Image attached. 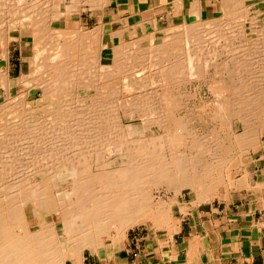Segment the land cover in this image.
<instances>
[{"label":"bare ground","instance_id":"6f19581e","mask_svg":"<svg viewBox=\"0 0 264 264\" xmlns=\"http://www.w3.org/2000/svg\"><path fill=\"white\" fill-rule=\"evenodd\" d=\"M85 2L89 4H97L98 2L104 8L108 0H86ZM224 2L225 7H227L226 12L230 16L228 19L231 18L234 22L236 20L235 16H237V19L242 18L240 21L245 20L248 15V8L243 5L242 0H225ZM56 3L60 8L55 7L54 10L52 8ZM75 5H77L76 0H61V2L60 0H0V47L2 50H5L7 42L14 31H18L19 37L22 35L20 29L25 20L30 22L34 32L39 33L37 38L35 37L32 41L43 40L47 48L46 56L41 58V61H37L36 66L38 68L40 63L45 62L46 64L47 76L45 79L43 78L45 81L42 82L40 88H43L44 95L42 98L44 99L45 96V99H49V102L46 103L47 108H49L47 114L52 119L49 120L45 116L47 121H42L40 124H38V121L37 123H28V125L24 124L26 130L29 128L30 131V128H32V132L37 135H44L47 130H52L51 135L63 136L64 138L66 136L71 140L66 141L62 137L65 140L61 147L64 154L57 160L49 156L40 157L41 159L35 156L33 159L32 156L28 155L31 157L30 159L26 155V157L16 156L18 154L9 155L8 152H6L8 155L6 154L7 156L2 161L0 160V264H64L65 258L68 257L66 255L68 250H72L74 258L76 257L80 261L82 249H100L103 238H107L106 236H108L109 230L113 226L117 227L115 238L123 237L125 229L142 222L146 223L153 231L154 227L167 224L168 210L151 201L152 186L165 185L176 187L177 190L179 187H188L195 196L194 204L199 200L203 201L209 198V196L212 199L211 195L216 197L218 194L216 193L217 186L221 184L228 187L231 184L230 171L227 168L229 159L248 149L261 148V139L264 137V25L262 31H260L261 29H255L256 24H254V29H252L256 32L255 39L257 40L253 39L254 42L251 41L252 43L246 46L251 52L247 53H250L249 55H252L253 59L246 58L247 61L248 59L251 61H248V63L243 60L244 63L242 62L243 58L236 59L235 57L236 62L232 69L239 72L237 79L233 80L234 84L232 86L226 80L220 83L222 86L232 87L230 89L233 90L231 92L234 97L231 99L225 98L228 97L226 95L219 99L221 103L216 106L212 116V119L217 122L216 127L211 131V138L209 136L205 141L199 140V133L188 128L189 122L187 123L184 119L180 121L181 118L179 119L173 114L174 106L172 103L174 99L170 95L171 87L176 82L171 83L172 81H170L171 76H173L172 71L170 73V70H173L170 66L166 67V71L163 70L161 74H157L156 79L153 81L149 80L150 84L148 82L144 85H140L138 82L134 84V87L139 86V88L142 85L143 87L154 85V83L157 85L154 91L143 93L141 99L139 97L135 98L133 100L135 104L130 105L129 101L130 104L126 107L114 106L108 116L102 115V120L98 118L101 117V114L98 115L96 127H92L93 130H96L95 135L93 134L90 137L92 131L88 129L89 126L86 129L84 126L80 127L82 124L77 123V120L85 114L80 111L71 112L72 114H70L71 108H69V104V106L67 105L68 101L65 97L73 96L75 88L86 85L87 87L96 88L97 93L92 94V96L97 95L100 98V95L103 96L105 93L103 89L111 85H117V82L112 81L117 78L121 79L120 75L114 73L122 68L120 67L121 64L118 65L119 62L133 63L138 58L131 56L116 57L117 60L101 63L100 60L93 59L91 55L92 52L98 54L102 48L97 43L99 41L97 35L100 30L85 33L78 31L79 27L77 29H74L75 27L73 29L50 27L52 20L59 19L61 16L65 17L67 13L74 12ZM261 7H264V0ZM44 8L49 10L50 18L41 21L39 20V14ZM262 9V11L258 9L256 13H264V8ZM46 10L44 9V12ZM44 12L41 16L47 14ZM228 14L226 13L224 16L228 17ZM254 17L249 21L257 23ZM220 18L222 19V16ZM221 19L218 18L217 20ZM191 23H189V27H176L175 31L169 35H162L163 33L158 35L155 42L147 46V50L140 49L139 52L148 53L147 60H156L155 62H160V64L162 60L169 61L171 59H174V62H181V70L187 71L182 75L186 77L185 79L190 75H199L200 73L196 71L200 67L195 65V58L192 59L193 57H190V55L202 51L210 43V45H214L216 42L213 41L214 37L219 36L220 38V32L229 29V27L221 31L220 29L223 27L219 24L220 22L213 21L206 24V28L200 25L199 21ZM243 27L238 26L236 33H239L238 35L235 34L237 37L242 38ZM230 28L233 31L231 26ZM94 34H96V37H94ZM71 35L76 38L70 40L68 37ZM89 38L95 39L91 40ZM230 38H226L224 41ZM117 41L118 43L111 50L112 56H119L138 47L141 48L142 45H147L146 43L139 44L138 41L134 40L123 42L122 38ZM41 44V46L44 45ZM214 49L212 47L209 50L205 49V51L213 53ZM73 50L78 55L77 57L82 60V66L78 67L76 65V67H73L72 57L68 58ZM38 52L37 50V54ZM260 54L261 56L263 54V56H258ZM170 55L174 56L170 59ZM241 55L243 54L240 53ZM92 61L99 63L92 66ZM217 63L220 64L219 61ZM90 65L94 68H92V75L90 72L81 76V79H77L76 75L73 76L74 78L69 75L70 78H67V75L65 76L68 69L75 70V68H78L89 72ZM214 65L212 66L214 67ZM172 68L175 71L179 69L173 66ZM206 68L208 66L204 69L201 67L202 70H206ZM225 69L226 67H224ZM243 73L248 74L244 75ZM43 75L45 76V74ZM178 76H180L179 73ZM39 79L42 81V78ZM0 83L11 94V86H9L11 82L3 70H0ZM64 87L67 89L65 90ZM137 88L135 87V90ZM8 94L6 93L7 96ZM23 97L21 93L12 98L11 101H14L16 108L25 103ZM64 99L66 105L62 104ZM148 100L152 103L155 101L156 103H154L157 105L152 104L153 107L152 105H149L151 107L144 106L143 103L148 102ZM55 101H59V104H55ZM230 101L231 103H229ZM71 102L69 103L71 104ZM66 106L69 108V114L66 112ZM5 107L4 104H0L1 121H5L7 118L8 120L18 119L19 116L26 118V114L20 111L19 108L13 115L4 116V111L7 109ZM134 120H137V123H129ZM98 121L101 123L98 124ZM166 121L167 126L165 125ZM54 122L57 126L49 128ZM67 123L69 125L75 124L82 129L79 130L75 125V129L73 125L68 127ZM62 124H67L68 128L58 129L63 128ZM23 126L22 128H24ZM22 128H19L20 132L16 130L23 135L25 129ZM106 128L109 131L105 132ZM76 129L78 131H75ZM2 130L4 135L8 129L2 128ZM72 131L73 134L77 132L74 137H71ZM31 135L33 134L31 133ZM68 138L66 139L68 140ZM37 141L38 139L29 141V144L20 149L21 153L24 154L29 149H33L35 144L38 143ZM2 148L4 150L5 146ZM9 148L11 150V146ZM230 149L235 153L233 156L227 153L230 152ZM115 154L117 157L111 159V156ZM227 154L229 157H226ZM38 159L44 164H42L40 170L35 169L37 170L35 172L41 173L43 176L38 180H33L28 177L29 175H26V171L29 172L28 168L33 164L35 165ZM20 160L27 162L24 171H20L21 168L19 167L15 170V166ZM238 168L239 165L235 170ZM24 173L25 175H23ZM33 181L41 185H26ZM255 188L259 191L264 203V180L258 182ZM197 192L201 196L198 200ZM53 213H58L60 222V228L58 229L56 228L57 221L55 222L53 219L47 221L45 218ZM168 228L171 232L177 230L176 224H170ZM63 239L64 242L61 241Z\"/></svg>","mask_w":264,"mask_h":264},{"label":"rangeland","instance_id":"374dc122","mask_svg":"<svg viewBox=\"0 0 264 264\" xmlns=\"http://www.w3.org/2000/svg\"><path fill=\"white\" fill-rule=\"evenodd\" d=\"M85 1L86 0H76L77 5H75V7H74V9H75L74 12H70V14L67 13L65 17L61 16L59 19L52 20L50 27H53V28H72V29L74 27H75L74 29H77V27H79L77 30L78 31L80 30L81 32H85V33L89 32V31L100 30L101 34L99 33L97 35L99 37V41L97 43H99L103 47V44L101 41L103 22H101L100 24H97V23H99L100 20L102 21V13H103L104 8L98 2H97V4H94V3L89 4ZM60 2H61V0H60ZM224 6H225V2H224ZM53 7L54 8H52V9H54V10H55V7L60 8V6L57 3ZM226 8L227 7H225V10H224L225 14H223L222 19L219 17V19H221V20H217L218 18H215V19H210V20H204V22L199 21V24L204 26V28H206L205 27L206 24H209V23L215 21L218 23L220 22L219 24L222 25L223 28L220 29L221 31L223 29H227L228 27L230 29V30L229 29L223 30L222 32H220V30H219V32L221 33V34H219L220 38H219V36H217V38H219L217 40V38L214 37L213 41L214 42L216 41L214 43V45H210L211 44L210 43L208 46L207 45H206V47L204 46L205 47V48H203L204 50L202 49V51L196 53L195 55L194 54L190 55V57H193L192 59L195 58L194 59L196 62L195 65L200 67L198 69L199 71L198 70L196 71V72L200 73L199 75H196V76L190 75L189 77L187 76V79H185L186 77H184L182 75H184L183 73H187V71L181 70V67H180L182 65V64H180L181 62H174V59H171V57H173L174 55L173 56L170 55L169 58L171 60H169V61L165 60L166 62L161 59L162 60L161 64H160L159 60H157L159 63L155 62L156 60L155 61H153V60L151 61V59H149L150 61L147 60V58L149 57V54L139 52V50L140 49L141 50L142 49L147 50V46H149L152 43H149V44L144 45V46L142 45L141 48L138 47L135 50L133 49L129 52L123 53L122 54L123 56L122 55H119V56L118 55H115V56L111 55V58L109 57L105 60H100L101 63H109L112 60H117L118 57H124L125 58L128 56H131V57H135L136 59L138 58V60L137 61L135 60L133 63L132 62L131 63L130 62H124V61L119 62L118 65L121 64L120 67H122V68H119L118 70H116L117 72L115 71L114 73H117L118 75H120L121 79L117 78L114 81H112V82H117V85H111V86H108L105 89H103L105 93L103 96L100 95V98H98L97 95L92 96V94L97 93L96 88L87 87L86 85H82L80 87L75 88L74 89L75 91H73V94H72L73 96L68 95L69 97H67V96L65 97L66 100L68 101L67 105L69 104L71 106L70 107L68 105L69 108H71L70 114H72L71 112L74 113V112H79V111L83 112L85 114L84 115L85 117L82 116L81 117L82 120L81 119L77 120L78 121L77 123H79L80 125L82 124L80 127L84 126V127H86V129L89 126L88 129L93 132V133L91 132V134L88 133V134H90L89 136L91 137L93 134L95 135L96 130H93L92 127H96V122H97L98 118L100 120H102L103 116H108L110 114V111H112V108H114V106L115 107H120V106L126 107L130 103H131L130 105H133V104H135V102L133 101L135 98L139 97V99H141V96H143L145 94V92L154 91V89L157 88V85H155V83H154V85H148L145 87H143V85L146 84L149 80L153 81L154 79H156L157 74H161L163 70L166 71V67L170 66L171 69H173V70H170V73L172 71V74H173V76H171L170 81H172L171 83L176 82L175 84H173V87H171V95L172 96L170 95V97L172 99H174V101H173L174 104L172 103V105L174 106V109L172 111L173 114H175V116L178 117L179 119L181 118L182 120L180 119V121H183V119H184V121H186L187 123L189 122L188 123L189 126L187 124L188 128H190L191 130H194V132L199 133L198 134V136H200V137H198L199 140L205 141L209 138V136L211 138V136H212L211 131L213 128L216 127L215 125L217 122L216 120L212 119V116H213L214 110L216 109V106H218V104L221 103L219 101V99L225 97L226 95L228 97H225V98L231 99L234 97V95L231 92V91H233V90H231L232 87L222 86L220 83L225 82V80H226V82H228L229 85L232 86L234 84V81L237 79L236 77L238 76L239 72H236L232 69V68H234L233 66L236 62L235 57H236V59L237 58H239V59L243 58L242 62H244L243 60H246V58L253 59L252 55L251 56L249 55L251 53L249 51L250 49H248L246 46L250 45V43H252L251 41H253V39L256 38V32L253 30L254 27H256L255 29H258V30L261 29L260 31H262L263 25H264V13L263 12H259V13H249L248 12L247 17L245 18V20L243 19V21H240V19H242L241 17H240V19L239 18L237 19V16H235L236 20L234 22H232L233 19H231V18L228 19L230 16H229L228 12H226L227 11ZM262 8H264V7L259 8L260 11L263 10ZM44 9L46 10L47 8H44ZM44 9H42L43 11L42 10L40 11L42 14L41 13L39 14V20H41V21H42V19L45 21L46 18H47V20L50 18V14H48L49 10L47 9L48 11L46 10V12H44ZM43 12L47 13L48 15L45 14V16H41V15H43ZM226 13L228 14V17L224 16V15H226ZM253 16H255L254 18L257 20L256 21L257 23H253V22L249 21V20H251V18H253ZM225 18H226V21H225ZM200 22H202V23H200ZM242 23H243V25H242ZM190 24H192V23H190ZM254 24H256V26H254ZM237 25L238 26L239 25L244 26L243 30H242V32L244 31L242 38L240 36L237 37L235 35V34L238 35V33H239V32L236 33L237 28H238ZM185 26L189 27V23H188V25L184 24V25H179L178 27L182 28ZM230 26L232 27L233 31H231ZM20 30L22 31V35L19 37L18 31L17 32L14 31L12 36H10L9 41L7 42L5 50L4 49L2 50V48L0 47V70H3L6 72L7 78L11 82V84L9 85V86H11V94H10V91H7V89L4 88L2 83H0V104H4L6 106L5 109L7 108L6 111H4L5 112V114H3L4 116L8 115V117H9V116L13 115L14 113L17 112V109L19 108L20 111H22L24 114H26L25 115L26 118L19 116V117H17L18 119L15 118L14 120H8V118L5 119V121L0 120V128H1V130H0V141H1L0 142V160L2 161L8 154L9 155L10 154L11 155L18 154L16 156L22 155L23 157L27 156L30 159H31L30 156H32V158L33 157L35 158V156L37 158L49 156L50 158H55L57 160L60 158L61 155L64 154L61 150V149H63V148H61L63 146L62 145L63 142L65 140L66 141H71V140L68 137H66L65 135H64L65 138L63 136L60 137V136L51 135L52 130H47L46 133H44V135H37L35 132H32L33 131L32 128H30V131H29V128H27V130H26V126L24 125V124L28 125V123L30 124L31 122L37 123V121H38V124H40L42 121H47V118L49 120L52 118H50V116H48V114H47V111L49 108H47L46 103L49 102L48 101L49 99L48 98L45 99V96H44V99L42 98L44 95L43 94V88H40V87H42V82L45 81V80H43V78L45 79L47 76L46 64L44 62V63H40L38 65V68L36 66L37 61H41L40 59L44 58V56H46L45 55L47 53L46 45H45L44 41L40 40V39L37 41L35 40L34 42L32 41V39H34L35 37L37 38L39 33L34 32V29H32V25L30 26L29 21H26V20L23 21V26ZM227 32H228V34H227ZM229 32H230V34H229ZM224 34H225V36H227V35H229V36L225 37ZM233 34H234V36H233ZM94 35H95L94 37H96V34H94ZM217 35H218V32H217ZM70 37H68L70 40H73L76 38L74 35H71ZM226 38H230V39H227L228 42H227V40L224 41V39H226ZM89 39L94 40L95 38H89ZM255 40H257V39H255ZM41 43H43L45 46L44 45L41 46L42 45ZM244 44H245V46H244ZM40 47H43L44 50H43V48L41 49ZM113 47L114 46L111 47V50ZM212 47H213V49L216 47L214 49L215 51L213 53H210L209 51H207ZM244 47L247 49H245ZM205 49H207V50L205 51ZM244 49H245V51H244ZM37 50L39 51L38 54H37ZM133 51H134V53H133ZM208 52H209V55H208ZM247 52H250V53L248 54ZM71 53L72 54L69 55L70 57H68V58L72 57L73 67H76V65L78 67L82 66V60L79 57H77L78 55H76V52H74V50H73ZM127 53H129L130 55H128ZM240 53H242L243 55L240 56ZM91 55H92L93 59H97L99 61V56H100L99 53L97 54L95 52H92ZM237 55H239L240 57ZM136 56H138V57H136ZM258 56L262 57L263 54H262V56H261V54ZM249 59H248V61H251ZM120 61H121V58H120ZM217 61H219L220 64H218ZM248 61L246 60V62H248ZM67 62H69V61H67ZM95 62H97V61L95 60ZM95 62L92 61L91 65L94 66V64L96 65L99 63V62L98 63H95ZM114 62H117V61H114ZM65 63H66V61H65ZM80 63H81V65H79ZM13 64H15L14 69H12ZM91 65H90L91 69L89 70V72H88V70H83V69L79 70L78 68H75V70L77 69L76 71L74 69H72V70L68 69L67 70L68 72L64 71L66 73L65 76L67 75L66 76L67 78H70V77L74 78L73 76L76 75L75 77H77V79H78L81 76L89 74L90 72H91L90 74L92 75L94 68ZM130 65H132V66H130ZM212 65H214V67ZM222 65H223V67H222ZM172 66L175 67L176 69L179 68L180 70L177 69L175 71V69L172 68ZM183 66H184V64H183ZM207 66H208V68H206V70L201 69V67H203V69H204ZM224 67H226V69L227 68L228 69L224 70ZM7 72L10 73L11 77L8 76ZM118 72H120V73H118ZM97 73H98V71H97ZM178 73L180 76H178ZM43 74H45V76ZM71 74H73V75L71 76ZM243 74L246 75L248 73H246V74L243 73ZM176 76H178V77H176ZM123 77H125V78H123ZM148 77H150V78H148ZM39 78H42L41 79L42 81H40ZM18 81H20V82H18ZM230 81H233V82H230ZM137 82L140 85L143 84L142 85L143 89H141L142 87L139 88V86H135V87H138L135 90L134 84L135 83L137 84ZM141 82H144V83H141ZM148 84H150V82H148ZM65 87H64V89L66 90L67 88H65ZM71 90H72V88H71ZM6 93L7 94L9 93L8 96L6 95ZM21 93L24 96L23 98H24L25 103H23L21 106L16 108L14 101H11V100H13L12 99L13 97L17 96L18 94L20 95ZM90 93H91V95H90ZM70 97H72V98H70ZM69 99H72L73 101L71 100L72 101L71 102ZM64 101H65V99H64ZM64 101H62L63 102L62 104L66 105V101L65 102ZM129 101H130V103H129ZM55 102H52V103L57 104L59 101H55ZM69 102H71L72 105ZM154 102L152 103L151 101L149 102V100H148V102H145L146 104L145 103H143V104H144V106L151 107L149 105L156 103V102L155 103ZM60 103H61V101H60ZM229 103H231V101ZM62 104H60V105H62ZM156 105L157 104H155V106ZM152 107H153V105H152ZM69 108L68 107L65 108V109H67V111H66V112H68L67 114H69V111H68ZM107 110H109V111H107ZM105 111H107V112H105ZM106 113H108V114H106ZM100 114H101V117L100 116L98 117V115H100ZM45 116H47V118H45ZM22 118H24V119H22ZM106 119L108 120V118H106ZM54 121H56V120H54ZM80 121H81V123H80ZM15 122H17V124H15ZM11 123H13V124H11ZM90 123L92 124V126ZM100 123L101 122H99L98 124H100ZM129 123H137V120L131 121ZM2 124L3 125L6 124V125L3 126ZM16 125H18V126L14 127ZM62 125H63V128L60 125H58L59 127H61L58 129H66V128L70 127V125L71 126L73 125L74 129H75V127L76 128L78 127L75 124H70V125L68 124L69 125L68 127L65 124H62ZM74 125H75V127H74ZM165 125L166 126L168 125L167 121L165 122ZM22 126L24 128H22ZM54 126L55 127L57 126L56 122L52 123L51 127L49 126V128H54ZM18 127L20 129L21 128L25 129L24 130L25 132L23 131V135L21 133H19L20 129ZM80 127H78L79 130L82 129ZM2 128L8 129L7 132L4 133V135H3ZM16 129L19 130V132H17ZM78 129H76L75 131H78ZM104 131L106 132L109 130H108V128H106V130H104ZM7 133H9V134H7ZM24 133H26L27 135ZM31 133L33 135H31ZM75 134H73V131H72L71 137H74ZM200 134L204 135V136H201ZM77 135H76V138H77ZM66 138H68V140ZM32 139L35 141H36V139H38V141H37L38 143L35 144L33 149H29L28 151H26L25 153H27V154H25V153L22 154L20 149L23 148L26 144H29V141H33ZM7 140H9V141H7ZM261 140H262L261 148L256 147L255 150L248 149L246 151L241 152L242 154L238 153V155H236V156L234 155V157H231L229 159L230 161L228 162L227 168L230 171L231 184H229L228 187H225L221 184L219 186H217V188H216L217 192L216 193H218V194L216 197L211 195L212 199L209 196L210 199L207 198L203 201L199 200V202L197 201V203L194 204L195 203L194 202L195 196L193 195V193H191V190L188 187H179L180 189L178 188V190H177L176 187L165 186V185L164 186L160 185L157 187L152 186L151 187V193H152L151 201L158 203L160 206L165 207L168 210L167 211L168 212L167 224H165V225L163 224V226L154 227V229L152 231L151 228H149V226L146 225V223L142 222V223L133 225L131 227H128L127 229H125V232H126V230H128L130 228H136L137 227V228H143V231H147L149 233V235H159V234L161 235V234H165V233L166 234L173 233L174 231L173 232L169 231L168 227L170 226V224L174 225L178 222L177 215L174 213V211L176 210V207H173V205L177 204L179 202V200H181L183 202V206H181V209L184 211L185 207H188V206H196L198 204H209V203H212L216 200H228L234 196V193L237 190H241V188H245L248 191L249 196L253 197V199L256 200V205L258 206V208L261 209V214L264 215L263 199H262L259 191L255 188L258 182L264 180V176H263V174H264V158H263L264 157V137ZM54 143H56V144H54ZM4 146H5V149L3 150L2 147H4ZM10 146H11V150L9 148ZM233 148H232V150H234ZM232 150L230 149V152H227L230 154V156L231 155L233 156V154H235L234 151L232 152ZM6 152H8V154ZM55 152H56V154H55ZM28 155H30V156H28ZM115 157H117L116 154L112 155L111 159L115 158ZM226 157H229V155L227 154ZM40 159H38L37 163L35 162V165L33 164L31 167L28 168L29 172L26 171V175H29L28 177L30 179L38 180L40 177L43 176L41 173L35 172L37 170H40V168L43 166L42 164H44L42 161H39ZM20 161L17 162V164L15 166L16 169L15 168H13V169L17 170V168L19 167V168L23 169V170L19 169L20 171H24V169L26 168L25 163H27V162L23 161V160H20ZM39 165H40V167H39ZM238 165H239V168L237 170H235L236 167H238ZM23 166H24V168H22ZM35 169H37V170H35ZM253 170H255L254 173H252ZM251 174H252V178L249 180L251 184H249L248 178L251 177ZM23 175H25V173ZM214 175H216V174H214ZM26 185L34 186V185H41V184L33 181L31 183H27ZM176 190L178 193L176 192ZM199 197L201 198L200 194L197 192V200ZM45 218L47 221H50L52 219L55 220V222L57 221L56 222V228L57 229L60 228V222L58 220V213H53L52 215H50V216L48 215ZM116 229H117L116 226L111 227V229L109 230L108 236H106L107 238L104 237L103 241L108 239V238H112V237L115 238ZM125 232H124V234H125ZM63 237H64V235H63ZM61 241L64 242V239ZM101 245L103 247V243ZM102 247L100 249H91V250L100 251V250H102ZM83 251H85V248L82 249L81 253ZM72 254H73L72 250L67 251L66 255L68 257L65 258L64 264H68L67 259L70 258Z\"/></svg>","mask_w":264,"mask_h":264},{"label":"crops","instance_id":"0c3cea01","mask_svg":"<svg viewBox=\"0 0 264 264\" xmlns=\"http://www.w3.org/2000/svg\"><path fill=\"white\" fill-rule=\"evenodd\" d=\"M262 2L242 0L249 13H256ZM224 10V0H108L97 23L103 22L99 60L111 58V47L120 38L154 43L162 33L219 18ZM181 206V200L173 205L178 218L173 233L149 235L143 228H130L121 238L104 240L100 251L85 248L80 261L73 253L68 264H264V215L245 188L228 200L184 211Z\"/></svg>","mask_w":264,"mask_h":264}]
</instances>
